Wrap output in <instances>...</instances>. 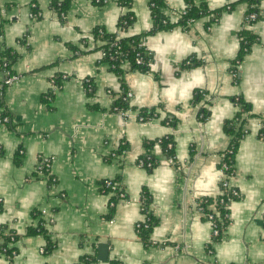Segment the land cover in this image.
<instances>
[{
    "label": "crops",
    "instance_id": "obj_1",
    "mask_svg": "<svg viewBox=\"0 0 264 264\" xmlns=\"http://www.w3.org/2000/svg\"><path fill=\"white\" fill-rule=\"evenodd\" d=\"M51 1L36 0L41 18L32 21L30 0H0V54H16L11 72L19 77L5 86L0 71V112L4 108L10 119L0 124V234L16 238L8 244L13 255L0 252V264H85L87 257L91 264H264V139L258 137L264 0L260 17L247 26L244 0H205L209 10L228 8L216 21L202 17L143 36L148 70H125L122 80L101 62L91 33L97 27L116 32L126 13L134 21L118 35L146 33L150 0H105L102 6L68 0L62 21ZM164 4L163 16L176 22L185 0ZM242 26L256 41L237 65L235 80ZM122 90L132 95L126 118L113 107ZM48 92L52 99L45 101ZM197 92L204 93L200 102ZM237 97L249 107L230 179L239 198L228 206V223L216 242L198 202L220 194L221 157L232 139L224 123L239 113L232 102ZM200 108L208 111L205 120ZM140 109L155 115L140 122ZM167 137L173 162L155 144L158 164L140 166L144 144ZM120 146L124 151L117 154ZM43 158L49 174L37 171ZM105 180L118 184L117 195L102 191ZM144 192L154 220L152 245L135 228L143 219ZM40 222L45 234H30ZM48 242L52 249L44 254Z\"/></svg>",
    "mask_w": 264,
    "mask_h": 264
},
{
    "label": "trees",
    "instance_id": "obj_2",
    "mask_svg": "<svg viewBox=\"0 0 264 264\" xmlns=\"http://www.w3.org/2000/svg\"><path fill=\"white\" fill-rule=\"evenodd\" d=\"M93 4L97 6H102L105 3V0H90ZM198 4L196 5L193 0H185V14L180 17L176 22H170L167 18H165L161 12V9L164 7V0H150L149 1V9L152 19V25L149 31L146 33L140 34V35H134V36H122L118 35V33H123L127 31V29L132 25L134 18L131 15V13H126L124 16L121 17L119 20V23L117 25V30L114 33H109L103 30L102 28H95L92 33V42L94 45V48L96 50H99L101 53H104L105 56L101 58V62L107 64L109 66V69L114 72V74L120 79H123V74L125 70H138L145 72L148 70V52L145 48L140 47L139 44L141 40L143 39V36L153 34L159 31H165L169 30L175 26H182L185 27L188 22L192 23L194 20L202 18V17H208L209 20L216 21L219 14L225 10L228 7L220 8L217 10H209L206 6L205 0H199ZM244 2L247 3V11L245 13L244 17H248L251 13H257L258 18L260 17V10H259V0H244ZM69 1H51L50 8L53 9L57 15L59 16L60 21L64 19L65 13L68 9ZM256 6V7H253ZM29 12L32 17V21L39 20L41 18L39 9L37 7L36 0H30L29 2ZM258 20V19H257ZM244 24V23H243ZM240 49L238 52V55L236 56L234 62H233V73L236 74L234 79H237V65L242 62L244 57L249 53L250 48L252 44L256 41L254 35L248 30L245 29L244 26H242V29L240 30ZM116 43L115 46H113V43ZM140 55L143 57L144 63L142 65L136 64V58L137 55ZM110 56H113V60L110 59ZM17 56L15 53L11 52L9 49H4L2 53L0 54V71L5 72L8 71L11 72V65L16 60ZM124 65L126 68H124ZM113 66V67H112ZM56 87L59 88L60 85L58 83H55ZM90 85V83H89ZM86 89L88 88L87 84H85ZM91 87V85H90ZM126 90H122V93L120 97L116 100L114 104V108H117L119 110H126L128 109V103L122 99V96L125 95ZM203 92H197L195 95V99L197 102H200V100L203 97ZM52 93L48 92L46 95L42 97L45 101L52 99ZM196 102V103H197ZM233 104L239 108V113L230 121H226L224 123V131L232 136L231 143L229 145V148L224 153V158L222 161H226L228 164L233 166L234 163V155L237 151L239 141L243 137L245 131L242 129L243 124V118L242 114L248 111V105L241 99V98H235L232 100ZM0 107H2V104L0 103ZM140 116L144 118L142 122L148 121L153 118L155 115L153 109H140L139 111ZM199 115L200 120H205L208 116V111L206 109L200 108L199 109ZM6 118L7 120L5 122H2V124H8L10 122L9 116L6 113L5 109L0 112V119ZM1 124V123H0ZM258 137L264 139V116H262L261 119V127L258 132ZM157 144L161 147L163 154L168 159H173V144L171 141V138L167 137L165 139H160L156 141L146 142L144 144V154L140 157L141 160L146 161L149 159L152 162V167L156 166L158 164V161L153 157V154L151 153V150L153 146ZM171 146L168 148V146ZM124 151L123 146H120V148L117 151V154ZM19 154H22L18 152ZM233 168V167H232ZM44 173L49 174L48 167L43 170ZM103 188V187H102ZM118 190V189H117ZM116 190V195L118 194ZM104 193L109 192L108 189H102ZM220 199V196H217L214 199H203L201 200L200 207L202 208V211L205 213H209L210 209H208V206L216 203V210L219 214V217L222 218V222L218 224L219 228V234L218 237L214 238V241H219L220 235L222 233V228L225 227L228 223V218H225V214H228V210L224 209L223 205H220L218 203ZM142 211L146 212L148 211V207L150 204L149 201V195L147 193L142 194ZM217 201V202H216ZM148 227L143 228L140 227L137 229L139 238L141 241L146 244L152 245V242L149 240L150 232L154 226V220L152 217H150L149 221L147 222ZM30 234H45V230L43 228L42 222L38 224L37 227H35L33 230L30 231ZM15 236L13 234H6L2 235L0 234V252L4 253L6 257H11L13 255V249L8 247V244L10 242L15 241ZM52 249L51 243H47L44 254L50 252ZM91 259L87 257L84 260L85 264H91ZM115 264V263H114Z\"/></svg>",
    "mask_w": 264,
    "mask_h": 264
},
{
    "label": "built area",
    "instance_id": "obj_3",
    "mask_svg": "<svg viewBox=\"0 0 264 264\" xmlns=\"http://www.w3.org/2000/svg\"><path fill=\"white\" fill-rule=\"evenodd\" d=\"M253 7H256V6H253ZM184 14H185V9L183 8L178 13V17L180 18ZM29 16H30V19H32L33 15L29 14ZM257 19H258V14L257 13H251L250 15H248V17H244V19H243L244 25H246V26L252 25L253 23H255L257 21ZM189 24H190V22L187 23V25H189ZM112 45L115 46L116 43L114 42ZM139 46L145 48V43L143 42V40H141ZM104 56H105V54L101 53V58H103ZM113 58H114L113 56H110V59L113 60ZM189 62L190 61H187V62L185 61V64H190ZM143 63H144L143 57L138 54L137 58H136V64L142 65ZM231 75H232V77L236 76V74L233 72H231ZM18 78H19L18 76L11 74L8 71H5L3 83L5 86H10L13 83H15L18 80ZM86 84L88 86L87 90L90 91L91 87H90L88 81H86ZM131 96H132L131 93L126 92L125 95L122 96V99L124 101L128 102L129 99L131 98ZM116 110L120 111V115L124 118L128 117L132 113V111L129 108L126 110H119L116 108ZM136 116H137L136 118L138 119V121L142 122L144 120V118L142 116H140L138 111H137ZM6 120H7L6 118L0 119V123L5 122ZM170 147L171 146L169 145L168 148H170ZM223 158H224V154L221 157L220 171H221L222 178L220 179V194L218 195V196H220V199H219L218 203L220 205H223L224 209L228 210V206L230 205V203H232L233 201H235L236 199L239 198V193L230 183V179L233 175L232 165L228 164L226 161H222ZM169 160L171 163L173 162L172 161L173 159H169ZM138 163L142 167H147V168L152 167V162L149 159H147L146 161L139 159ZM40 164L41 165L37 167L38 173H42L44 169L49 167V159L43 158ZM102 186L104 189H108L111 193H114L119 188L118 184L112 180H105L102 183ZM119 196L123 197L122 194H119ZM110 205H113V203L110 202ZM200 205H201V201L198 202V211L206 220H208L210 222L211 230H212L211 231V239H214V238L218 237V234H219L218 224L222 222V218L219 217V214L216 210V203H213V204L208 206V209H210L209 213L203 212ZM41 213L45 214V211H42ZM224 217L228 218V214H225ZM149 219H150V216L148 214V211L144 212L143 219L140 222L136 223V225H135L136 230L139 229L140 227L147 228L148 227L147 222L149 221ZM263 222H264V217H263ZM223 228L221 230H223ZM41 252L43 253L44 249H41ZM210 252L211 251H209V253Z\"/></svg>",
    "mask_w": 264,
    "mask_h": 264
},
{
    "label": "water",
    "instance_id": "obj_4",
    "mask_svg": "<svg viewBox=\"0 0 264 264\" xmlns=\"http://www.w3.org/2000/svg\"><path fill=\"white\" fill-rule=\"evenodd\" d=\"M106 248H107V246L105 245V244H99V246H98V249H100V251L102 250V251H105L106 250ZM98 258H103V257H98ZM104 259V258H103Z\"/></svg>",
    "mask_w": 264,
    "mask_h": 264
}]
</instances>
